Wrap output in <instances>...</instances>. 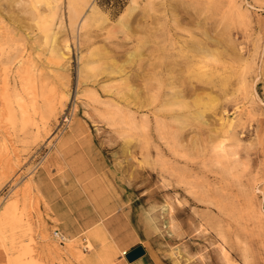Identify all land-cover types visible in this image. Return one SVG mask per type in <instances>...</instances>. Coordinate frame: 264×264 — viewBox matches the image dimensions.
Returning a JSON list of instances; mask_svg holds the SVG:
<instances>
[{
    "label": "rangeland",
    "instance_id": "1",
    "mask_svg": "<svg viewBox=\"0 0 264 264\" xmlns=\"http://www.w3.org/2000/svg\"><path fill=\"white\" fill-rule=\"evenodd\" d=\"M55 1L0 0V264H264V0Z\"/></svg>",
    "mask_w": 264,
    "mask_h": 264
},
{
    "label": "bare ground",
    "instance_id": "2",
    "mask_svg": "<svg viewBox=\"0 0 264 264\" xmlns=\"http://www.w3.org/2000/svg\"><path fill=\"white\" fill-rule=\"evenodd\" d=\"M37 1V3H39V4H41L42 2H45L44 0H36ZM52 1H55V0H52ZM56 2V1H55ZM48 3V2H47ZM5 4V3H4ZM49 5H51L50 4V2H49ZM91 5V4H90ZM39 6H41V5H39ZM7 7H8V4H7ZM49 7H51V6H49ZM4 8V7H3ZM36 9V8H35ZM2 11V10H1ZM37 15H38V18H39V22L40 23H42V16L43 15H41V10L39 9V8H37ZM8 17V16H7ZM47 17V16H46ZM3 18V17H2ZM2 23V22H1ZM1 26V25H0ZM5 26V25H4ZM42 26V27H41ZM40 27H41V30L43 31V25H41ZM8 28V27H7ZM1 32H3V31H1ZM0 32V33H1ZM56 32H57V30H56ZM7 33H6V31H4V34L3 35H6ZM48 34H49V32H48ZM15 35V34H14ZM66 44V43H65ZM67 45V44H66ZM10 48L11 47H5V46H3L2 44H1V46H0V50H4V51H8V50H10ZM66 48V47H65ZM67 49V48H66ZM59 55V54H58ZM64 55V54H63ZM56 56H57V53H56ZM5 57V56H4ZM63 58V57H62ZM65 58V57H64ZM34 72V71H33ZM27 73V72H26ZM29 78V77H28ZM20 79H21V77H20ZM30 79V78H29ZM19 80V79H18ZM22 80V79H21ZM6 81V80H5ZM31 81V80H30ZM14 84V83H13ZM20 84V83H19ZM5 85V84H4ZM34 86H35V84H33ZM7 86H8V84H7ZM6 86V87H7ZM11 86V85H10ZM17 86V85H16ZM24 86H26V85H24ZM38 86V85H37ZM5 87V88H6ZM23 87V86H22ZM24 88V87H23ZM28 88V87H27ZM7 89V88H6ZM12 89H13V87H12ZM12 89H11V91H12ZM16 89V88H15ZM18 89V88H17ZM16 89V90H17ZM20 89H22V88H20ZM26 89V88H25ZM24 89V90H25ZM36 89H38V87H36ZM1 90V89H0ZM19 90V89H18ZM24 90H22V91H24ZM27 90H29V89H26V92H27ZM30 90H31V88H30ZM29 90V91H30ZM33 90H34V92L36 93L37 91H35V88L33 89V87H32V93H33ZM18 91H15V93H17ZM24 93V92H23ZM10 94V93H9ZM30 94V93H29ZM17 95V94H16ZM25 95H26V93H25ZM3 96V95H2ZM1 96V97H2ZM12 96H15V95H12ZM37 96V95H36ZM24 96H19V98L17 99V100H15V101H11V100H9V99H7L6 98V100H5V102H3L4 104H3V109H6V110H9V112H10V118H11V120H13V119H15V118H21V119H24L25 118V121H26V118L27 117H29V115L33 112H35L36 110H37V105H35V102H33V103H31V100H27L26 98H23ZM1 99V98H0ZM2 99H3V97H2ZM1 99V102L2 101H4V100H2ZM5 99V98H4ZM15 99H16V97H15ZM38 99V98H37ZM35 101H36V99H35ZM40 105V104H39ZM2 106V105H1ZM137 108V107H136ZM53 109V108H52ZM2 110V109H1ZM1 110H0V113H1ZM6 110H5V113H7L6 112ZM39 110V109H38ZM3 113H1V115H2ZM8 114V113H7ZM197 114H198V112H197ZM1 115H0V117H1ZM200 114H198V116H199ZM2 117H3V115H2ZM6 117H8L7 115H6ZM31 118V117H30ZM38 118V117H37ZM41 118V117H40ZM202 118V117H201ZM1 119H3V118H1ZM0 119V120H1ZM34 119V118H33ZM6 120H9V119H7L6 118ZM28 121H30V119L29 120H27L26 122H28ZM1 122H2V120H1ZM17 123V122H16ZM20 123V122H19ZM29 123V122H28ZM27 123V124H28ZM35 123V122H34ZM2 124V123H1ZM3 124H4V127L6 126L5 125V122H3ZM6 124H9V123H6ZM19 125V124H18ZM1 126V125H0ZM3 126V125H2ZM10 126V125H9ZM8 126V127H9ZM7 127V128H8ZM1 128V127H0ZM3 129V128H2ZM3 141V140H2ZM178 150V149H177ZM176 150V151H177ZM4 151V150H3ZM179 152V151H178ZM183 153V152H182ZM3 155V154H2ZM1 159V158H0ZM9 160V159H8ZM140 161V160H139ZM7 163V162H6ZM9 163V162H8ZM7 163V164H8ZM7 164L5 165V163H4V166H6V168H7ZM9 164H11V163H9ZM1 166V165H0ZM1 167H3V166H1ZM9 168V167H8ZM4 169V168H3ZM16 169V168H15ZM7 170V169H6ZM13 171V170H12ZM7 172V171H6ZM11 174V173H10ZM7 176V175H6ZM179 178H181V179H184L185 178V175H183L182 173H180L179 172ZM178 200V199H177ZM30 201V200H29ZM165 208V207H164ZM167 211V210H166ZM169 225V224H168ZM201 228V227H200ZM168 229H169V227H168ZM173 232V231H172ZM2 237H4V236H2ZM122 253H126L125 251H123Z\"/></svg>",
    "mask_w": 264,
    "mask_h": 264
},
{
    "label": "water",
    "instance_id": "3",
    "mask_svg": "<svg viewBox=\"0 0 264 264\" xmlns=\"http://www.w3.org/2000/svg\"><path fill=\"white\" fill-rule=\"evenodd\" d=\"M145 253V250L142 246H136L126 253V258L128 261H133L138 257L142 256Z\"/></svg>",
    "mask_w": 264,
    "mask_h": 264
},
{
    "label": "built area",
    "instance_id": "4",
    "mask_svg": "<svg viewBox=\"0 0 264 264\" xmlns=\"http://www.w3.org/2000/svg\"><path fill=\"white\" fill-rule=\"evenodd\" d=\"M53 236L58 241V243L63 244L65 242L66 237L62 233H60L59 231L54 230ZM124 254H126V253H124Z\"/></svg>",
    "mask_w": 264,
    "mask_h": 264
},
{
    "label": "crops",
    "instance_id": "5",
    "mask_svg": "<svg viewBox=\"0 0 264 264\" xmlns=\"http://www.w3.org/2000/svg\"><path fill=\"white\" fill-rule=\"evenodd\" d=\"M144 254H145V253H144ZM144 254H143L142 256H144ZM142 256L138 257L137 259H135V260H133V261H128V260H127V263H129V264H130V263H134V262H136L137 260H139L140 258H142Z\"/></svg>",
    "mask_w": 264,
    "mask_h": 264
}]
</instances>
